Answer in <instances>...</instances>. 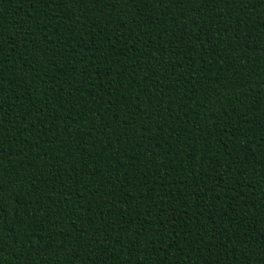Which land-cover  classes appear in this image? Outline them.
<instances>
[{
  "label": "trees",
  "instance_id": "16d2710c",
  "mask_svg": "<svg viewBox=\"0 0 264 264\" xmlns=\"http://www.w3.org/2000/svg\"><path fill=\"white\" fill-rule=\"evenodd\" d=\"M0 264H264V0H0Z\"/></svg>",
  "mask_w": 264,
  "mask_h": 264
}]
</instances>
